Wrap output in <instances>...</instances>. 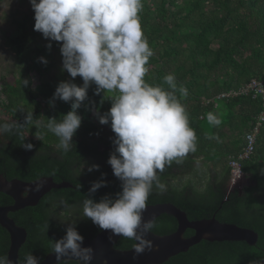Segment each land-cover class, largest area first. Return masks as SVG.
<instances>
[{
    "label": "trees",
    "instance_id": "obj_1",
    "mask_svg": "<svg viewBox=\"0 0 264 264\" xmlns=\"http://www.w3.org/2000/svg\"><path fill=\"white\" fill-rule=\"evenodd\" d=\"M34 15L32 9L24 21L35 23ZM140 16L154 51L145 80L167 89L164 77L171 73L176 77L178 88L188 89L187 97L178 91L176 94L186 107L190 126L198 138L197 151L166 165L158 173L160 180L164 183L179 172L196 173L197 158L211 163L210 172L215 173L210 182L200 187L188 180L179 187H166L163 193L154 191L147 205L172 203L191 221L215 216L222 223L235 224L258 234L255 246L245 242L202 241L164 264H261L264 259V122L257 134L254 154L242 162L243 172L255 181V186L242 199L236 193L229 201L222 202L228 198L224 188L231 176L229 163L245 148L246 136L253 131L263 103L251 95L220 96L238 91L252 79L264 84V0H144ZM19 33L9 38L20 69L13 81L0 82V123L24 126L19 134L13 129L0 139V175L26 182L51 177L56 183L73 185V188L52 190L36 207L10 214L28 234L19 252V262L28 253L42 258V262L53 253V240L62 238L72 223L84 240L93 239L101 232L89 218L83 217L82 203L91 182L107 173L104 177L107 187L89 197L97 202L104 195L114 196L121 191V181L107 163L114 151L115 133L111 123L101 125L94 114L96 110L103 114L111 108L113 94L95 95L97 86H90L88 99L78 110L82 116L81 127L73 138L71 150L65 153L59 147V138L46 125L53 117L58 122L62 120L71 111V104L57 99L55 107H51L48 101L61 81L72 78L62 69L55 76L50 75L51 64L46 58L50 50L38 42L32 25L21 28ZM57 44L52 42L54 47ZM57 54L62 58L60 50ZM39 57H45L48 63L40 62ZM24 79L30 80L28 87H24ZM74 82L83 84L81 77H76ZM208 112L221 119L220 126L207 122ZM27 113H32L33 119L25 124ZM23 142L32 143L34 149L26 151L20 146ZM87 159L100 165L99 170L89 173L85 168ZM220 166L222 172H217ZM11 204L13 200L0 193V205ZM154 222L152 232L158 235H168L177 229V221L170 215H161ZM48 223L46 234L43 226ZM193 234L187 230L185 236ZM133 244L134 241L121 237L115 248L129 250ZM9 245V234L0 226V255H7Z\"/></svg>",
    "mask_w": 264,
    "mask_h": 264
},
{
    "label": "clouds",
    "instance_id": "obj_2",
    "mask_svg": "<svg viewBox=\"0 0 264 264\" xmlns=\"http://www.w3.org/2000/svg\"><path fill=\"white\" fill-rule=\"evenodd\" d=\"M34 15V30L42 33L50 42H59L62 55V71L72 79L61 81L48 103L55 107L57 99L71 104V111L59 122L48 119L47 130L59 138V147L66 153L71 150L73 138L81 127L82 116L78 110L88 99V90L95 84V95L113 94L111 108L101 114L94 112L101 125L111 123L115 137L114 151L107 161L113 174L120 181L121 191L114 196L104 195L97 202L89 198L107 180L102 178L91 182L88 194L82 203L83 217L89 218L101 231L109 232V241L123 237L134 241L132 245L136 261L146 251L156 248L148 236L155 227L154 218L145 220L149 196L157 191L167 190L158 173L166 165L179 162L189 153L197 151V134L190 126L186 107L177 97L188 96V89L178 88L174 74H167L162 85H152L145 80L153 49L145 36L140 13L144 0H30ZM39 61L47 64L45 57ZM83 80L82 86L75 81ZM23 80L24 87L30 84ZM32 113H27L25 124L31 123ZM210 125L218 127L221 119L213 112L206 115ZM24 125L0 123V135ZM39 138L38 135H36ZM219 139L218 137H210ZM26 151L34 149L32 143L20 145ZM100 165L92 164L87 171H98ZM79 173V176L82 174ZM45 182L26 191L39 193ZM49 223L43 226L47 234ZM82 236L75 223L66 229V234L53 240L52 252L56 264H91L96 258V249L83 246ZM66 257L68 259H66ZM42 258L33 253L24 256L19 264H41ZM0 264H14L7 255H0ZM107 264V259L104 260Z\"/></svg>",
    "mask_w": 264,
    "mask_h": 264
},
{
    "label": "water",
    "instance_id": "obj_3",
    "mask_svg": "<svg viewBox=\"0 0 264 264\" xmlns=\"http://www.w3.org/2000/svg\"><path fill=\"white\" fill-rule=\"evenodd\" d=\"M45 182L44 188L39 193L26 191L29 187H35L37 183ZM73 188L68 182L56 183L51 177L26 182L19 179H7L0 175V193L9 196L13 204L9 206L0 205V226L5 229L10 237V245L7 256L19 264V252L27 240V231L10 217L11 213L18 212L28 207H36L39 202L52 190ZM170 215L177 221V229L168 235L150 233L148 238L154 241L156 248L151 252H145L138 260L133 261V248L120 250L115 248L121 237L109 241V232L101 231L95 238L84 240L83 246H92L96 249V258L91 264H164L172 257L186 253L189 249L202 241L208 242H245L255 246L258 241V234L248 228H242L235 224L222 223L215 216L202 220H189L187 214L172 203H158L147 205L144 219L154 218V221L161 215ZM187 230L194 234L186 237ZM135 243V242H134ZM66 259H68L66 257ZM75 263L69 261V263ZM41 264H56L55 254H48ZM261 264H264V259Z\"/></svg>",
    "mask_w": 264,
    "mask_h": 264
},
{
    "label": "rangeland",
    "instance_id": "obj_4",
    "mask_svg": "<svg viewBox=\"0 0 264 264\" xmlns=\"http://www.w3.org/2000/svg\"><path fill=\"white\" fill-rule=\"evenodd\" d=\"M32 10L30 0H1L0 1V82L13 81L14 77L19 73V64L14 50L9 44V38L12 35H16L20 32V29L32 25L34 28V22L24 21L26 15L30 14ZM19 30V31H18ZM20 34V33H19ZM38 42L40 44L47 45L50 41L45 39L42 33L37 32ZM44 42V43H43ZM56 47L52 46L46 58L51 64L50 75L55 76L62 69V58H59L57 51L60 50L59 42ZM35 78V76H34ZM0 115L2 112L0 110ZM196 173L179 172L177 176L168 179L164 184L166 187H175L176 185H183L186 181L190 180L192 183L198 185H205L210 182L215 175L210 172L211 163H207L203 158H197ZM95 164L91 159H87L85 168ZM223 167L217 168V172H222ZM203 176L204 178H202ZM202 180H201V179ZM200 181V182H199ZM179 187V186H178Z\"/></svg>",
    "mask_w": 264,
    "mask_h": 264
},
{
    "label": "built area",
    "instance_id": "obj_5",
    "mask_svg": "<svg viewBox=\"0 0 264 264\" xmlns=\"http://www.w3.org/2000/svg\"><path fill=\"white\" fill-rule=\"evenodd\" d=\"M1 1V0H0ZM238 95H251L254 99H260L263 103V110L257 116L256 125L253 131L246 136V146L237 159L231 160L229 163L231 169V177L234 181H239L243 175L242 162L249 160L255 152L257 134L261 124L264 122V84L259 80L252 79L245 86L238 91H231L228 94H223L220 98L238 96Z\"/></svg>",
    "mask_w": 264,
    "mask_h": 264
},
{
    "label": "flooded vegetation",
    "instance_id": "obj_6",
    "mask_svg": "<svg viewBox=\"0 0 264 264\" xmlns=\"http://www.w3.org/2000/svg\"><path fill=\"white\" fill-rule=\"evenodd\" d=\"M0 139H3L2 135H0ZM224 174L226 175L227 172H224ZM255 184V181L250 176H247L245 173L239 181H234L231 176L228 177V181L227 183H225L224 188L226 191V196L228 198L222 203L229 201V197L232 195H236V193H238L239 198L242 199L247 193L250 192V190L255 186Z\"/></svg>",
    "mask_w": 264,
    "mask_h": 264
}]
</instances>
